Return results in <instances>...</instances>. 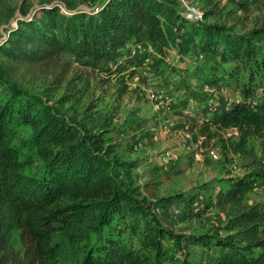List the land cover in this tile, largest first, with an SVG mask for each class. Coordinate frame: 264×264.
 Segmentation results:
<instances>
[{
    "label": "rangeland",
    "instance_id": "rangeland-1",
    "mask_svg": "<svg viewBox=\"0 0 264 264\" xmlns=\"http://www.w3.org/2000/svg\"><path fill=\"white\" fill-rule=\"evenodd\" d=\"M109 1L0 0V102L16 90L19 103H29L35 113H56L80 137L100 135L104 149H111L114 174L146 208L135 219L116 216L88 243L71 244L57 233L53 242L59 245L58 261L82 264L90 248L113 238L153 262L159 243L158 264H215L221 248L190 238L227 234L229 213L221 207L223 192L229 178L246 174V161L217 137L201 135L188 118H204V105L219 109L240 99L251 73L264 82V0H149L156 4L168 45L163 53L144 33L138 36L130 44L136 63L124 72L126 81L109 77L91 59L69 53L56 67L20 63L7 56L9 36L28 30L27 22L42 24L47 19L44 10L91 13ZM198 12L204 18L196 23ZM237 34L248 36L253 49L243 62L247 64L239 66V82L221 72L230 67L229 61L199 47L197 38L203 45L226 42L228 35ZM214 76L221 82L215 83ZM170 78L176 84L167 91L168 103L158 87L164 88ZM33 134L31 125H15L12 141L27 161V172L39 175L43 164L31 145ZM222 134L223 139L236 138L231 129ZM245 200L264 206V181H257Z\"/></svg>",
    "mask_w": 264,
    "mask_h": 264
},
{
    "label": "trees",
    "instance_id": "trees-1",
    "mask_svg": "<svg viewBox=\"0 0 264 264\" xmlns=\"http://www.w3.org/2000/svg\"><path fill=\"white\" fill-rule=\"evenodd\" d=\"M44 11L47 19L42 24L27 22L28 30L15 31L5 41L10 59L56 67L69 53L91 59L109 77L126 81L124 72L136 63L130 46L135 38L144 33L152 47L166 52L167 33L156 4L149 0H110L96 12L72 15L56 8ZM197 38L199 47L229 61L230 69L221 72L239 82V66L247 64L243 62L253 50L251 39L228 35L226 42L202 45ZM254 74L243 84L238 101L212 110L204 105V118H188L201 135L217 137L246 161V174L229 178L223 192L227 234L190 238L221 248L215 264H264V206L245 200L256 182L264 181V82ZM221 80L215 77V83ZM9 95L0 102V264H60L59 245L53 242L57 233L71 244L88 243L116 216L135 219L146 212L127 183L114 174L111 149H104L100 135L80 137L56 113H35L29 103H19L16 90ZM23 124L34 129L31 145L43 164L39 175L27 172V161L12 141L15 125ZM230 129L236 138L223 139L222 133ZM154 234L153 240L158 238ZM159 247L153 262L110 238L90 248L82 264H158Z\"/></svg>",
    "mask_w": 264,
    "mask_h": 264
},
{
    "label": "crops",
    "instance_id": "crops-1",
    "mask_svg": "<svg viewBox=\"0 0 264 264\" xmlns=\"http://www.w3.org/2000/svg\"><path fill=\"white\" fill-rule=\"evenodd\" d=\"M138 38V37H137ZM137 38H135V39H137ZM134 39V40H135ZM134 42V41H133ZM135 74V73H134ZM133 74V75H134ZM174 84H176V82H174V80H172L171 78L169 79V81L166 83V84H164V88H161V87H158L159 89H161V93L163 94V95H167V102L168 103H170V101H169V99H168V96H169V92H167V91H169V90H172V89H174ZM170 100H172L171 98H170Z\"/></svg>",
    "mask_w": 264,
    "mask_h": 264
},
{
    "label": "built area",
    "instance_id": "built-area-1",
    "mask_svg": "<svg viewBox=\"0 0 264 264\" xmlns=\"http://www.w3.org/2000/svg\"><path fill=\"white\" fill-rule=\"evenodd\" d=\"M99 9V8H98ZM98 11V10H97ZM204 16V14L202 13V12H198L197 13V19L196 20H194L195 22H197V21H202V19L204 18L203 17ZM238 101V100H237ZM230 102H233V101H230ZM213 155H214V157H217V155H216V153L214 152V151H212L211 152Z\"/></svg>",
    "mask_w": 264,
    "mask_h": 264
}]
</instances>
